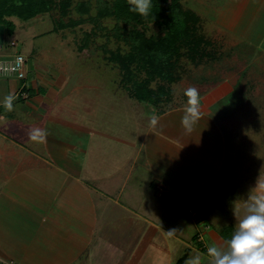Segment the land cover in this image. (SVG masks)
Masks as SVG:
<instances>
[{
	"label": "crops",
	"instance_id": "crops-1",
	"mask_svg": "<svg viewBox=\"0 0 264 264\" xmlns=\"http://www.w3.org/2000/svg\"><path fill=\"white\" fill-rule=\"evenodd\" d=\"M246 21H264V0H226L215 30L205 35L218 48L215 59L203 64L219 68L220 81L199 92L203 115L194 126L199 136L181 126L187 100L178 105L173 99L163 113L148 105L159 123L149 124L139 140L137 121L126 124L116 109L126 108L116 92L136 100L118 85L110 91L84 85L30 60L25 78H0V261L177 264L184 258L185 264L194 255L190 239L203 253V233L208 245L227 248L225 241L256 190L244 178L225 189L227 141L209 117L221 113V101L229 102L240 78L251 83L242 74L244 61L228 54L251 48L252 63L264 60V27L254 30ZM224 59L237 64L235 69L229 71ZM10 94L12 111L5 108ZM37 127L47 133L43 143L27 135ZM137 165L144 168L135 170ZM198 188L202 201L195 197ZM192 202L205 206L194 219L208 225L197 228L189 221V232L195 231L190 236L182 230L190 224L184 215ZM170 230H175L171 236ZM207 259L202 257L203 264Z\"/></svg>",
	"mask_w": 264,
	"mask_h": 264
},
{
	"label": "rangeland",
	"instance_id": "rangeland-1",
	"mask_svg": "<svg viewBox=\"0 0 264 264\" xmlns=\"http://www.w3.org/2000/svg\"><path fill=\"white\" fill-rule=\"evenodd\" d=\"M73 1L77 2L79 0ZM225 1L226 0H181V3L185 8L193 11L202 18V32L209 36L215 30L214 19L217 17L220 7ZM91 2L93 3L94 1L91 0ZM56 16L57 14L55 13L45 14L37 16L29 21L13 18L14 30L11 35H5V44L2 47L1 54L4 55V53H6L8 55H13L19 53L23 55L27 61L30 60V65H34L35 63L41 66L44 65L49 71L68 76L69 78H73V80L79 79V82L84 85L103 86L109 88V91L111 89H117V82L119 80L118 70L109 66L107 67V71L106 65H104L101 59V53L98 50V46L104 44L105 38L103 36L97 37L95 39V44L91 45L89 48L91 56H83L77 52V44L83 33L90 32L93 25L88 22L74 29L54 32L53 18H56ZM249 20L251 19L249 18ZM244 24H249L251 29L254 30L263 29L264 27V21H246ZM100 25L105 28H111L113 26V21L109 19L103 20L100 22ZM147 30L148 36H160L163 34L154 25H148ZM109 46L111 49L118 46L122 50L126 48L122 43L116 44L113 43V41H110ZM228 55L237 56L241 61H244L240 63V67H243L242 74L248 77L249 80L251 79V83H247L246 78H240L237 84H233L235 92H233V95L229 96V102L227 100L221 101V113L212 114L209 119H212L211 121L213 124L219 125V129L220 131L222 130L227 141L228 149L226 150L224 158L226 164L223 170H221V174L224 173L225 177H228V180L225 178L226 181H224L226 184L225 189L234 182L238 184L240 179L243 178L248 186L255 187L256 181L252 180L253 177H256L260 182H264V60L252 63V61L255 60V58H253L255 51L251 50V48L244 47H238ZM229 59H224V64L228 67L229 71L232 69L234 70L235 68H233V66L235 63ZM182 65L187 70V73L183 75L179 83L173 86L175 104L184 105L183 102L187 100L184 96V91L188 87H196L200 92L205 88H211L215 82L220 81L217 75V72L220 70L219 68L213 69L205 64L194 67L186 60L182 61ZM214 73L216 75H214ZM0 78L5 77L0 76ZM113 81H117L116 85L113 84ZM116 97L126 106V108L123 109L116 107L117 111H119L122 116L125 114L126 124L131 125L128 121L132 119L137 121L139 140H142L150 124V117L152 116L149 110L150 107L146 104L131 100L122 90L116 92ZM258 106H260V108ZM202 108L203 107H201V109ZM124 111H126V113ZM129 114H131L130 117ZM177 117L178 116H175V118ZM194 132L199 136L200 132L197 133L196 130H193L191 133ZM209 143L210 142H208V144ZM141 168L144 167L142 165L135 166V170ZM147 176H149V173H147ZM201 194L202 191L199 188L195 190V197L198 196L201 199L200 201H202ZM192 203L197 207L198 213L199 209L204 212L206 211L202 202ZM215 203L218 205V200H216ZM86 204L87 202L84 203L85 207ZM207 213L210 214V210L207 211ZM184 216L187 218L186 220L188 222L194 220L197 228L208 225L205 222L204 224L197 222L196 220L198 218L194 219L196 217L189 219L188 213ZM160 219L161 223L159 224L166 226V220L161 217ZM191 222H189L190 224L188 226H184V231L182 230L183 233L190 236L195 232H189L191 229L193 230ZM203 235L205 242L207 241L200 245L201 247L199 249L203 250V253L198 250V246L194 244L195 241H192V239L189 240V244L191 243V246L194 248L192 251L194 255H192V257L199 254L201 257L207 258L205 253L207 252V246L210 245H208L209 241L206 235L204 233ZM183 249L184 247L182 246V250Z\"/></svg>",
	"mask_w": 264,
	"mask_h": 264
},
{
	"label": "trees",
	"instance_id": "trees-1",
	"mask_svg": "<svg viewBox=\"0 0 264 264\" xmlns=\"http://www.w3.org/2000/svg\"><path fill=\"white\" fill-rule=\"evenodd\" d=\"M0 0V28L5 35L14 30L13 18L29 21L40 15L57 14L54 17V32L74 29L90 22L93 28L84 32L77 44V52L91 56L89 48L96 38L103 36L104 44L98 46L106 66L117 69L120 89L141 104H146L159 113L169 109L175 93L173 86L179 83L187 70L182 61L194 67L205 60L215 59L216 44L202 32L201 18L185 8L181 0H151L152 7L147 17L130 11L129 0ZM76 15V16H75ZM112 20L113 26L100 25L103 20ZM156 26L163 34L148 36L147 26ZM110 41L122 43L110 48ZM197 207L193 203L188 208ZM198 214V212H197ZM184 258L177 264H183Z\"/></svg>",
	"mask_w": 264,
	"mask_h": 264
},
{
	"label": "clouds",
	"instance_id": "clouds-1",
	"mask_svg": "<svg viewBox=\"0 0 264 264\" xmlns=\"http://www.w3.org/2000/svg\"><path fill=\"white\" fill-rule=\"evenodd\" d=\"M130 11L147 17L150 13L151 0H129ZM187 103L181 118V126L186 134L194 130V126L202 118L201 99L196 87H188L184 91ZM14 95L5 97V108L13 110ZM159 117L152 115L150 125L156 127ZM27 135L31 141L45 142L47 133L40 128H31ZM256 194L250 195L245 203L243 215L237 221V227L230 239L225 241L227 248L220 244L207 247V264H264V182H256ZM235 215V214H234ZM175 230L168 231L173 235ZM185 264H203L201 255L185 261Z\"/></svg>",
	"mask_w": 264,
	"mask_h": 264
},
{
	"label": "built area",
	"instance_id": "built-area-1",
	"mask_svg": "<svg viewBox=\"0 0 264 264\" xmlns=\"http://www.w3.org/2000/svg\"><path fill=\"white\" fill-rule=\"evenodd\" d=\"M1 50L2 48L0 46V76L5 78H25V66L27 64V60L25 59V57L21 54H15L10 58H4L1 54ZM187 213L192 218L198 215L196 210L192 207L187 209ZM199 241H201L200 237ZM0 264L14 263L10 261H0Z\"/></svg>",
	"mask_w": 264,
	"mask_h": 264
},
{
	"label": "water",
	"instance_id": "water-1",
	"mask_svg": "<svg viewBox=\"0 0 264 264\" xmlns=\"http://www.w3.org/2000/svg\"><path fill=\"white\" fill-rule=\"evenodd\" d=\"M3 43V32H2V28H0V46Z\"/></svg>",
	"mask_w": 264,
	"mask_h": 264
}]
</instances>
